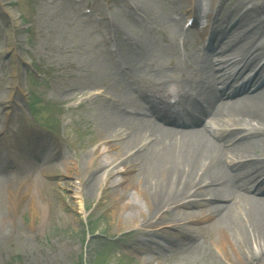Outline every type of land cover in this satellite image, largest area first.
I'll list each match as a JSON object with an SVG mask.
<instances>
[{
    "label": "bare ground",
    "instance_id": "1",
    "mask_svg": "<svg viewBox=\"0 0 264 264\" xmlns=\"http://www.w3.org/2000/svg\"><path fill=\"white\" fill-rule=\"evenodd\" d=\"M194 1L168 0L170 13L155 7V21L148 29L157 30L158 21L178 31L162 40L157 60L140 40L103 17L110 45L121 46L123 56L115 70L111 65L93 68L105 82L104 90L91 92L79 105L97 96L108 99L95 106L96 141L103 140L105 149L116 152L105 155L112 161L102 174L94 175L98 167L85 178L82 170L73 193L80 200L90 196L103 175L112 176L120 164L132 174L118 181L117 195L133 189L136 197L116 210L144 201L146 210H138L141 228L170 224L184 236L186 242L178 245L184 250L197 246L206 234L219 263L264 264V4L244 0L239 9L224 0H203L206 11ZM114 2L137 17L149 15L147 5L153 4ZM185 17L196 27L197 45L210 29L206 47L185 49V32L192 31L181 23ZM203 19L205 25L199 28ZM147 44L155 46L156 41ZM163 56L171 61L167 66L159 61ZM77 90L78 83L68 86L66 96ZM115 160L119 162L113 165ZM4 176L0 173V185L7 181ZM22 180L26 176L18 179L15 190ZM35 205L32 201L33 211ZM10 223L9 216L0 219V236ZM191 260L185 257L180 264Z\"/></svg>",
    "mask_w": 264,
    "mask_h": 264
},
{
    "label": "rangeland",
    "instance_id": "2",
    "mask_svg": "<svg viewBox=\"0 0 264 264\" xmlns=\"http://www.w3.org/2000/svg\"><path fill=\"white\" fill-rule=\"evenodd\" d=\"M112 1L0 0V173L7 180L0 185V219H12L0 236V264H180L185 257L194 259L192 264H221L209 235L184 250L178 248L180 241L186 242L184 236L170 224L141 228L143 216L138 210H146L144 201L116 210L136 197L133 189L117 195L118 181L132 174L120 164L112 176L103 175L90 196L80 200L73 193L80 172L85 170L87 178L100 167L94 175L102 174L112 161L105 155L116 149H105L103 140L96 141L95 106L102 97L79 105L91 92L98 95L104 90L105 82L91 72L93 68L111 65L115 70L123 56L121 46L110 45L103 17L113 20L126 36L140 40L154 60L161 56L162 40L178 33L158 21L157 30L147 27L155 21L156 8L172 12L168 0H153L152 6L147 5L149 15L143 17L129 15ZM129 1L130 5L139 0ZM242 1L224 0V4L243 9ZM194 2L208 10L205 1ZM191 21L185 17L181 22L192 30L185 32V49L206 47L210 29L197 45ZM204 25L203 19L199 28ZM151 39L155 46L147 44ZM178 48L182 51V46ZM129 49L133 51L134 45ZM159 61L165 66L171 62L165 56ZM75 83L80 90L66 96L68 86ZM22 176L26 181L15 190Z\"/></svg>",
    "mask_w": 264,
    "mask_h": 264
}]
</instances>
